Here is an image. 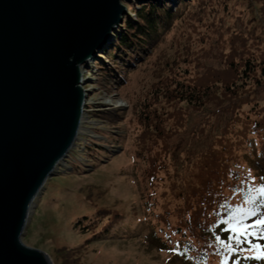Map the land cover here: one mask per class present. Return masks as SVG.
<instances>
[{"label": "rangeland", "instance_id": "1", "mask_svg": "<svg viewBox=\"0 0 264 264\" xmlns=\"http://www.w3.org/2000/svg\"><path fill=\"white\" fill-rule=\"evenodd\" d=\"M122 1L126 10L110 35L119 30L118 27L120 32L123 31L124 19L134 20L133 9L145 3H165L171 11L182 14L175 22L161 28L157 39L145 49L134 54L131 50V56L135 58L130 59L128 54L119 57L117 69L104 52L113 38L106 40L98 54L89 56L87 64L80 65L87 101L83 124L69 150L35 194L20 235L24 245L43 252L50 264H183L178 257L169 258L155 242H151L148 219L150 217V221H154L150 216L153 213L167 210L175 214L182 208L177 207L183 203L185 190L192 180H196L197 166L192 164L194 154L210 142L209 134L216 132L218 118H212L211 126H207L205 131L207 135L197 140L188 132L200 117L195 115L196 112L185 115L179 121L178 132L168 140L167 149L154 146L161 168L156 179L150 182L146 176L143 179L140 176L142 171L136 151L139 150L138 136L143 128L133 111V102L171 66L174 67L172 74L185 80L203 74L207 65H221L222 57L229 55L231 50L235 58L237 54H251L258 61L264 60V0ZM101 69L109 70V76L101 80L102 85L97 80L103 73ZM257 95L264 104V94ZM161 104L165 110H172L170 104ZM107 113L121 114L117 118L121 120L120 126L110 127L109 119L100 117ZM169 122L175 124L173 119ZM104 134H112L121 143H107L105 149L109 157H101L97 163L105 164L103 169L111 165L112 170L125 171L128 173L126 180L119 182V178L109 170L100 174V169L98 173L93 172L85 158L79 157V147L90 143V140H103ZM239 157L241 159L240 154ZM76 164L83 169L74 170ZM241 165L245 169L249 162L241 160ZM147 172L149 170L145 169L144 174ZM91 181L95 184L92 185ZM86 185L91 186L88 190L92 196L95 192L98 194L96 197L100 196L101 205H118L123 209L134 205L139 208L133 221L141 219V226L137 227L142 231L134 234L132 240H126L127 236H124L90 242L85 254L76 260L75 254L71 255L67 249L85 243V236L73 230L72 223L74 216L81 213L82 208H77L75 201L84 199L88 192ZM255 212L256 216L248 215L246 222L264 216L263 209Z\"/></svg>", "mask_w": 264, "mask_h": 264}, {"label": "trees", "instance_id": "2", "mask_svg": "<svg viewBox=\"0 0 264 264\" xmlns=\"http://www.w3.org/2000/svg\"><path fill=\"white\" fill-rule=\"evenodd\" d=\"M133 11L135 19H124V30L120 32L118 27V32L115 30L110 35L113 41L104 51L116 69L119 57L131 56V50L134 54L145 49L157 39L161 28L169 26L182 14L158 2L139 5ZM133 58L132 55L130 59ZM222 58L221 65H207L203 74L185 80L176 78L171 66L133 102V111L143 128L138 136L139 150L136 151L143 172L140 176L142 179L146 176L150 182L156 179L161 168L154 146L167 149L168 140L178 132L179 121L185 115L196 112L195 115L200 117L188 132L197 140L207 135L205 131L211 126L212 118H218L216 132L209 134L210 142L194 154L192 164L197 166L196 180H192L185 190L183 203L177 207L182 208L175 214L165 210L150 215L154 221L151 222L149 217L148 234L159 250L169 258L178 257L183 264H220L221 254L227 257V264H264V260L253 258L248 242L234 244L237 251L229 253L216 241V236L227 241L230 233L225 231L227 225L223 222L239 208L264 211V199L254 191L264 184V104L257 95L264 94V60L258 61L251 54H237L235 58L233 50ZM101 70V79L98 77L97 80L102 85L101 80L109 76V70ZM159 101L170 104L172 110H165ZM121 116L107 113L100 117L109 119L110 127L116 128L120 126L121 120L117 118ZM103 136V140H90L79 147V157L85 158L93 172L100 174L109 170L119 182L126 180L128 173L125 171L112 170L111 165L103 169L105 164L97 163L99 158L109 157L105 149L107 143H121L112 134ZM241 160H247L249 166L244 169ZM74 167V170L83 169L79 164ZM145 169L149 170L147 174H144ZM91 183L95 184L94 181ZM86 186L87 190L88 186L91 187ZM94 195L88 190L87 197L75 201L76 207L82 210L79 209L81 213L74 216L72 229L85 236V243L67 249L71 255L75 254L76 260L85 254L90 242L124 236H127L126 240H132L134 234L142 231L137 227L141 226V219L133 221L139 208L134 205L129 209L118 205L104 206L100 196L96 197V192ZM247 198L254 199L246 204ZM250 239L264 244V239Z\"/></svg>", "mask_w": 264, "mask_h": 264}, {"label": "water", "instance_id": "3", "mask_svg": "<svg viewBox=\"0 0 264 264\" xmlns=\"http://www.w3.org/2000/svg\"><path fill=\"white\" fill-rule=\"evenodd\" d=\"M122 0H0V264H50L20 241L27 203L73 141L80 65L121 21Z\"/></svg>", "mask_w": 264, "mask_h": 264}, {"label": "snow or ice", "instance_id": "4", "mask_svg": "<svg viewBox=\"0 0 264 264\" xmlns=\"http://www.w3.org/2000/svg\"><path fill=\"white\" fill-rule=\"evenodd\" d=\"M254 191L259 198L264 199V184L259 185ZM250 199L254 198H247L245 203L247 204ZM248 215L255 217L256 212L252 209L239 208L230 219L223 222L227 225L225 231L230 233L227 241L220 236H216V241L221 248L226 249L229 253L237 251L234 244L238 245L248 242L253 258L264 260V244L255 243L250 239L251 237L264 239V216L254 219L251 223H246ZM172 250L175 251V249ZM220 264H227V257L223 254H221Z\"/></svg>", "mask_w": 264, "mask_h": 264}, {"label": "bare ground", "instance_id": "5", "mask_svg": "<svg viewBox=\"0 0 264 264\" xmlns=\"http://www.w3.org/2000/svg\"><path fill=\"white\" fill-rule=\"evenodd\" d=\"M118 23H120V22H118ZM117 23V24H118ZM116 24V25H117ZM116 27V26H115ZM111 36H109L108 38H110ZM88 61V60H87ZM88 62H86V64H87ZM83 113H82V115H81V118H80V120H79V123H78V125H77V127H76V130H75V132H74V135H73V137H75V135H77V133H79V131H80V129H81V125L83 124ZM73 142V141H72ZM71 142V143H72ZM69 150V147H68V149L65 151V153L61 156V158L58 160V162L56 163V164H58L60 161H61V159L63 158V156L66 154V152ZM55 164V165H56ZM54 165V166H55ZM54 168V167H53ZM53 168L51 169V171L53 170ZM42 183L43 182H41L40 183V185L37 187V189L34 191V193L32 194V197H31V199H30V201H28V203H27V210H26V214H25V221H26V218H27V216H28V213H29V211H30V208L32 207V201H33V198L35 197V194L39 191V189L41 188V186H42ZM24 224H25V222H24Z\"/></svg>", "mask_w": 264, "mask_h": 264}]
</instances>
